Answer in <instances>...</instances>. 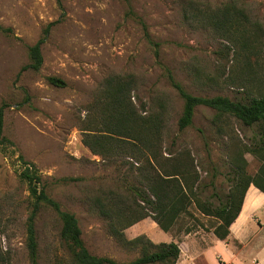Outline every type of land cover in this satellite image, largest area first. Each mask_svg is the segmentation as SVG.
Listing matches in <instances>:
<instances>
[{
    "label": "rangeland",
    "instance_id": "obj_1",
    "mask_svg": "<svg viewBox=\"0 0 264 264\" xmlns=\"http://www.w3.org/2000/svg\"><path fill=\"white\" fill-rule=\"evenodd\" d=\"M227 9L247 17L238 30H230L232 34L197 20H218ZM130 10L143 18L160 44L159 59ZM189 13L198 18L188 21ZM0 26L11 30L0 31V108L4 135L14 143L0 151V199L8 223L0 244L11 264H31L25 227L30 197L19 177L20 156L36 165L47 193L61 209L76 215L92 255L118 263L141 256L140 249L116 241L107 219L90 202L103 190L115 196L128 194L129 184H140L145 165L125 152L102 158L83 143L84 129L108 134L101 122L106 90L119 77L130 78L131 103L139 119L163 113L164 150L191 158L200 177L195 192L203 200H226L233 156L252 146L259 132L229 119V129L220 135L214 112L205 107L197 108L193 125L181 131L183 100L164 68L194 96L241 100L255 94L258 82L250 75L260 73L259 80H264V0H0ZM240 38L256 40L257 50L249 57ZM41 40L40 70L24 71L30 64L29 47ZM49 77L65 86L50 84ZM245 158L247 171L254 175L258 159L250 153ZM215 225L216 220L192 206L168 233L149 217L125 233L129 239L145 235L155 244L183 243V252L192 261L188 264H230L212 250L205 253L215 241ZM61 229L58 215L44 209L36 222L38 264H76L61 241ZM187 246L192 248L188 256ZM194 248L204 250L196 253ZM247 263L264 261L254 257Z\"/></svg>",
    "mask_w": 264,
    "mask_h": 264
},
{
    "label": "trees",
    "instance_id": "obj_2",
    "mask_svg": "<svg viewBox=\"0 0 264 264\" xmlns=\"http://www.w3.org/2000/svg\"><path fill=\"white\" fill-rule=\"evenodd\" d=\"M129 16L136 19L141 26L144 37L151 45L157 59L160 58V44L152 38L149 27L143 18L129 11ZM192 13L187 16L188 21H193ZM247 17L243 12L227 9L221 12L220 18H198L202 26L213 25L225 34L230 30L242 26ZM0 31L11 32L0 26ZM243 53L249 57L257 50L256 40L240 38ZM43 41L29 47L30 64L23 70L39 71L43 56L41 45ZM162 65V64H161ZM171 86L178 92L183 100V112L178 122L181 131L193 125L197 108L205 107L215 114L214 124L218 134H224L229 129V119H234L244 128H256L259 137L252 146H245L234 154L233 180L230 193L225 201L203 200L197 192L195 185L200 177L195 171L194 163L185 154H177L174 150H164L165 118L159 114L151 115L146 119H139L131 103L132 85L130 78H117L106 90V103L104 105V118L102 125L104 133L84 129L83 143L91 152L102 158L116 153H127L125 156L136 163H144L140 171V184H129L127 193L113 195L111 191H101L100 194L91 196V204L104 216L113 237L131 250L140 249L141 256L128 263H118L112 259L92 255L87 249L82 238V230L75 214L63 211L61 205L49 196L45 181L36 165L28 162L23 156L19 157L22 171L20 180L28 187L30 202L29 215L25 222L26 247L31 264H38V236L36 222L44 209L54 211L62 222L60 238L76 264H177L181 248L179 243L155 244L145 235L129 239L126 230L146 218H151L164 232H170L180 218L189 214L195 206L204 216L216 220L213 228L214 235L221 241L227 240L230 227L237 220L242 210L245 195L251 185L264 193V80H259L260 73H252L250 79L257 81L255 94L245 96L241 100H232L224 96L201 97L188 93L176 81L168 68H164ZM47 81L58 87L65 83L56 78L49 77ZM14 143L4 135V109L0 108V151L6 150ZM167 154V157L163 156ZM253 154L259 161V167L254 175L247 171L248 161L245 154ZM113 157V156H111ZM74 180V179H72ZM63 181H69L64 179ZM143 185L142 187H140ZM213 185V182H211ZM8 223L5 220V209L0 199V237L6 234ZM192 230H186L191 233ZM0 264H11L9 256L2 251L0 244Z\"/></svg>",
    "mask_w": 264,
    "mask_h": 264
},
{
    "label": "crops",
    "instance_id": "obj_3",
    "mask_svg": "<svg viewBox=\"0 0 264 264\" xmlns=\"http://www.w3.org/2000/svg\"><path fill=\"white\" fill-rule=\"evenodd\" d=\"M255 217H258L256 223ZM260 223V224H259ZM264 193L251 185L245 195L242 210L237 220L230 227V235L226 241L219 240L215 235V241L205 253L213 251L214 256H223L230 264H248V260L257 257L264 261ZM214 234V233H213ZM230 242H235L230 245ZM185 243V242H184ZM181 255L177 264H188L192 262L186 258L183 243H179ZM194 252L204 249L194 248ZM187 256L192 248L187 246ZM231 254V258H228ZM226 254V255H225ZM249 256V257H248ZM240 262H236L239 261ZM185 259V261H184ZM216 261V258H215ZM217 262V261H216Z\"/></svg>",
    "mask_w": 264,
    "mask_h": 264
}]
</instances>
